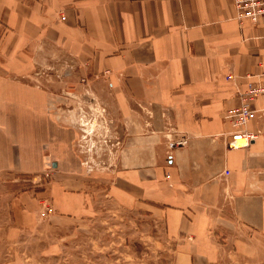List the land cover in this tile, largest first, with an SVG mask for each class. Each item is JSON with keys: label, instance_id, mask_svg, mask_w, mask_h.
<instances>
[{"label": "crops", "instance_id": "obj_1", "mask_svg": "<svg viewBox=\"0 0 264 264\" xmlns=\"http://www.w3.org/2000/svg\"><path fill=\"white\" fill-rule=\"evenodd\" d=\"M53 58L106 96L118 144L101 186L161 226L157 253L264 264V93L246 98L264 87L263 23L238 20L233 0H0V185L30 187L0 204V240L30 233L42 203L51 223L92 207L65 97L76 88L37 70ZM241 107L252 117L234 125ZM238 131L256 138L227 148Z\"/></svg>", "mask_w": 264, "mask_h": 264}, {"label": "rangeland", "instance_id": "obj_2", "mask_svg": "<svg viewBox=\"0 0 264 264\" xmlns=\"http://www.w3.org/2000/svg\"><path fill=\"white\" fill-rule=\"evenodd\" d=\"M51 61L50 65L37 67L43 71L41 81L76 88L65 97L74 121L73 150L77 163L93 188L92 207L81 221L51 223L41 216L42 203L39 222L30 233L18 240H0V264H169L171 255L157 253L152 244L151 237L162 234L161 226L152 224L140 210L119 205L109 196V186H101L105 182L99 176L108 177L115 167L118 144L106 96H101L92 85L78 82L74 75L76 67L63 65L57 58ZM14 178L17 180L1 183L0 204L30 188L20 176ZM50 178V174H43L33 183V190L44 189L39 185Z\"/></svg>", "mask_w": 264, "mask_h": 264}, {"label": "built area", "instance_id": "obj_3", "mask_svg": "<svg viewBox=\"0 0 264 264\" xmlns=\"http://www.w3.org/2000/svg\"><path fill=\"white\" fill-rule=\"evenodd\" d=\"M233 6L235 9L236 18L238 20L247 19L253 24H264V0H233ZM61 20H65L64 16H61ZM264 93V87H253L247 92V99L253 100L258 95ZM234 125H243L246 120L252 117V112L246 107H241L239 111L234 115ZM256 138L255 134L246 131H238L228 134L224 138L225 146L229 149L236 147H246L248 144ZM242 141L241 145L237 142ZM179 146L186 144L185 139L176 143ZM227 174V173H226ZM53 208L49 204H44V208L41 211V216L45 217L53 213Z\"/></svg>", "mask_w": 264, "mask_h": 264}, {"label": "bare ground", "instance_id": "obj_4", "mask_svg": "<svg viewBox=\"0 0 264 264\" xmlns=\"http://www.w3.org/2000/svg\"><path fill=\"white\" fill-rule=\"evenodd\" d=\"M237 144H238V145H241V144H242V141H238Z\"/></svg>", "mask_w": 264, "mask_h": 264}]
</instances>
